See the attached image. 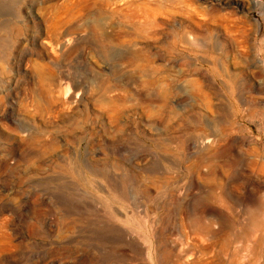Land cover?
Segmentation results:
<instances>
[{
    "label": "rangeland",
    "instance_id": "rangeland-1",
    "mask_svg": "<svg viewBox=\"0 0 264 264\" xmlns=\"http://www.w3.org/2000/svg\"><path fill=\"white\" fill-rule=\"evenodd\" d=\"M0 264H264V0H0Z\"/></svg>",
    "mask_w": 264,
    "mask_h": 264
},
{
    "label": "bare ground",
    "instance_id": "bare-ground-1",
    "mask_svg": "<svg viewBox=\"0 0 264 264\" xmlns=\"http://www.w3.org/2000/svg\"><path fill=\"white\" fill-rule=\"evenodd\" d=\"M62 36V35H61ZM63 36H65V35H63ZM68 37V36H67ZM61 38H65V37H61ZM63 40H65L64 41V47L65 48H68V47H70V46H72V43L74 42V41H76L77 40V37H76V35H70V37H68V38H66V39H63ZM74 44V43H73ZM62 46V45H61ZM64 48V49H65ZM69 49V48H68ZM40 71V70H39ZM40 75V77H41V79H47V76H45V75H43V74H39ZM48 78H50V79H53V80H55V76L54 75H51L50 77L48 76ZM61 80H60V82L58 83V85L56 84L55 86L56 87H53V86H51V88H50V90H49V93H50V97H51V100H53V99H60V98H62V99H65L68 95H67V91H64V88H65V86H67L68 84H70V82L71 81H73V76H72V74H70V73H66V74H64L63 75V77H61L60 78ZM55 83V82H54ZM50 87V86H49ZM76 87V86H75ZM77 88H78V86H77ZM77 88H76V90H77ZM80 92H78L77 94H79Z\"/></svg>",
    "mask_w": 264,
    "mask_h": 264
}]
</instances>
